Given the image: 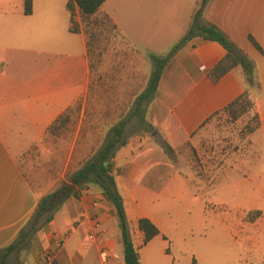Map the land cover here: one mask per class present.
<instances>
[{
    "label": "crops",
    "instance_id": "obj_1",
    "mask_svg": "<svg viewBox=\"0 0 264 264\" xmlns=\"http://www.w3.org/2000/svg\"><path fill=\"white\" fill-rule=\"evenodd\" d=\"M200 1L105 0L99 12L109 16L126 44L91 65L77 9L79 31H69L67 0H32L28 15L23 0H0V248L52 189L36 190L19 157L54 137L47 127L85 97H91V120L103 118L99 139L86 146L96 149L118 119L103 116L99 98L136 97L151 70L148 53L166 54L185 35ZM200 20L222 30L252 62L253 83L240 64L212 79L210 70L227 51L215 40L193 36L163 67L145 120L171 149L195 146L206 121L247 90L256 127L242 141L220 148L213 165L218 169L203 181L181 174L156 140L131 136L114 154L116 188L141 264H191L192 259L195 264H264V218H244L251 209L264 214V0H208ZM84 117L81 108L66 163L82 140ZM180 214L190 215L196 238L172 246V223ZM142 217L158 228L145 243L137 226ZM21 259L23 264H124L114 207L89 184L78 198L62 203Z\"/></svg>",
    "mask_w": 264,
    "mask_h": 264
},
{
    "label": "trees",
    "instance_id": "obj_2",
    "mask_svg": "<svg viewBox=\"0 0 264 264\" xmlns=\"http://www.w3.org/2000/svg\"><path fill=\"white\" fill-rule=\"evenodd\" d=\"M104 1L105 0H67L66 8L69 12V31L72 33H77L79 31V23L76 20V9L81 18L84 19L83 21H87L91 16L101 13L99 12V8ZM207 1L208 0L200 1L199 8L194 13L185 35L174 44L166 54L156 55L154 53H148L151 70L144 89L134 98L127 112L123 114V116H120L114 124L108 127L98 147L91 150L76 168L68 171L65 178L61 180L56 187L52 188L38 199L32 214L20 228L14 239L8 245L0 248V264H7L11 254H16L26 249L33 236L52 219L54 213L59 209L62 203L70 196L78 198L82 190L89 184L98 186L105 198L115 209L120 229L124 264H141L137 250L133 246L130 238L122 197L116 188L115 175L117 171L114 169L113 158L116 150L127 143V126L131 121H134L133 125L138 130H150L151 125L145 121V112L148 104L154 98L163 67L187 39L199 35L205 39L219 42L227 51L226 55L210 70L209 75L212 79L218 78L231 67L240 64L245 75H250L248 84L253 83L252 62L228 39L222 30L211 23L202 22L200 20L202 9ZM31 11L32 0H23V13L28 15ZM101 15H103L106 22L108 21L112 28L117 31L116 26L111 22L109 16L105 13H101ZM84 29L83 27L85 33ZM249 40L255 47L259 48L251 36H249ZM251 107L252 102L248 97V92L244 90L241 95L224 108V111L233 119H236L249 112ZM80 109L81 103L80 99H78L58 115L47 127L46 132L55 138L60 137L63 133H67L68 131L72 133L75 127V121L78 119L76 116L73 118V116L76 115ZM253 119L254 125L250 128V131L256 127L257 117L254 113ZM69 125H71V129ZM163 149L165 152H168L171 148L165 143ZM137 226L139 230L143 232V243L158 234V228L146 217L139 218ZM12 264L23 263L17 259L13 261ZM191 264H195L194 259H192Z\"/></svg>",
    "mask_w": 264,
    "mask_h": 264
},
{
    "label": "rangeland",
    "instance_id": "obj_3",
    "mask_svg": "<svg viewBox=\"0 0 264 264\" xmlns=\"http://www.w3.org/2000/svg\"><path fill=\"white\" fill-rule=\"evenodd\" d=\"M83 20L84 19L81 18L82 26L85 28L84 30L86 33L85 38L87 40L90 64L92 62L96 63V59L98 57L100 58L102 55L105 57L112 55L115 48L125 46L126 43L118 36L116 29L112 28L108 21L106 22L101 13L91 16L87 21ZM118 31L119 34H122L119 29ZM94 63L92 64L94 65ZM89 92L90 89L88 90V93ZM134 98L135 97H100L99 99H103V101L100 100V105L104 108L103 116L105 117L107 115L115 118L123 116L131 106ZM108 100H112V104H109ZM80 103L81 108L84 109L85 116L82 119V134H80L82 144L80 141L79 145H77L78 147L71 151L68 163H66V158L70 152V141L73 138L72 133H69V131L63 133L60 137L61 139H59V137L54 138L47 136L43 143L32 147V149L19 157L22 170L34 188L38 191L47 189L49 186H51V189L57 185L60 180L65 178L68 171L76 168L89 154L91 150L86 148L88 143H94L96 139H99L100 130L102 129L101 124L103 123L102 116H99L96 122H94V118L91 120V97L80 99ZM75 116L78 118V113L74 115L73 118ZM91 121H93V124ZM133 122L134 121H131L127 126L128 138L143 134L156 140V142L164 148L165 141L154 132L152 126L149 131H141L133 125ZM76 123H78V119L75 121V125ZM253 125L254 119L251 111L236 119H233L224 111L214 115L206 121L201 128L202 135H200V138L196 141L195 146L187 143L176 151L170 149L168 152H164L185 177L193 175L198 177L200 181H203L207 179V175L210 171L218 169V165L215 167L213 165L218 164V157L216 158L215 156L222 153L220 148L223 146L227 147L228 145L233 146L236 142L242 141ZM69 127L70 129L72 128L71 125H69ZM209 164L212 166H208ZM199 185H201V182ZM244 215V218L250 222H254L259 217L264 218L263 211L259 209H251ZM189 216V214H180L172 223L174 226L172 227V246H180L181 244L185 246L186 242L193 241V239L196 238L193 234L192 225H190L192 223L190 219H188ZM21 252L22 251L11 254L7 264H12V262L17 259L21 261Z\"/></svg>",
    "mask_w": 264,
    "mask_h": 264
}]
</instances>
